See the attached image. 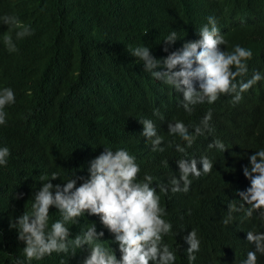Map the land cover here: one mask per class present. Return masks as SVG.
Here are the masks:
<instances>
[{"label":"clouds","instance_id":"clouds-1","mask_svg":"<svg viewBox=\"0 0 264 264\" xmlns=\"http://www.w3.org/2000/svg\"><path fill=\"white\" fill-rule=\"evenodd\" d=\"M0 20L18 40L33 34L15 16ZM4 49L18 50L11 35ZM114 50L128 60L122 76L87 71L108 94L109 134L94 126L98 112L81 80L60 89L52 106L66 144L53 146L60 153L39 158L26 142L24 155L0 136V231L14 228L19 240L16 251L4 247L5 262L203 264L196 262L200 235L215 226L197 217L208 211L224 225L233 213L259 220L260 230L245 234L254 250L242 262L257 264L264 255V149L248 158L237 186L230 173L252 117L250 100L264 97V0H148L134 32ZM16 101L13 87L0 86V127ZM113 133L120 143H109ZM151 161L166 164L157 178L141 174ZM176 208L183 211L174 219Z\"/></svg>","mask_w":264,"mask_h":264},{"label":"trees","instance_id":"trees-1","mask_svg":"<svg viewBox=\"0 0 264 264\" xmlns=\"http://www.w3.org/2000/svg\"><path fill=\"white\" fill-rule=\"evenodd\" d=\"M148 0H94L75 2L66 0H0V16H15L30 26L32 35L16 39V29L10 30L0 20V86L8 85L17 91L16 104L11 108L9 119L0 127L4 142L20 149L26 142L33 143V151L40 157L60 153L66 148L61 133L52 116V106L60 100L62 92L78 81H84L89 99L98 112L94 126L103 135L112 131L115 120L109 110L108 94L97 90L93 75L87 71L108 68L117 77L128 68L125 55L112 51L114 45L121 48L134 32ZM182 2L183 0H176ZM88 23L90 27L87 29ZM74 27L73 29L70 27ZM11 35L17 47L15 52L4 49V37ZM242 36L237 33L235 37ZM116 57L111 63V58ZM100 65L96 68L95 64ZM252 117L244 132L242 144L233 153L230 181L237 186L243 167L249 166V157L264 149V97L252 98L249 103ZM116 133L109 143H120ZM28 163V161H26ZM32 163V162H31ZM42 162L39 160V164ZM35 164V163H34ZM166 164H142L141 174L157 178ZM183 209L176 208L177 218ZM234 220L224 225L222 215L203 211L198 220L214 224L212 232L200 235L203 264H242L247 252L254 250L245 242L248 231H258L261 224L256 217L242 219L233 213ZM230 230V235L228 232ZM19 244L14 228L0 231V264L5 262L4 247L13 251ZM258 255V253H257ZM50 264V263H46ZM257 264H264V255L258 256Z\"/></svg>","mask_w":264,"mask_h":264},{"label":"water","instance_id":"water-1","mask_svg":"<svg viewBox=\"0 0 264 264\" xmlns=\"http://www.w3.org/2000/svg\"><path fill=\"white\" fill-rule=\"evenodd\" d=\"M101 136H97V137H94V138H100Z\"/></svg>","mask_w":264,"mask_h":264}]
</instances>
